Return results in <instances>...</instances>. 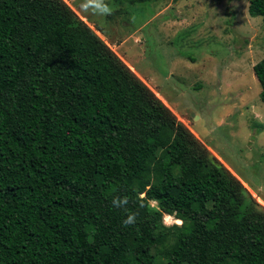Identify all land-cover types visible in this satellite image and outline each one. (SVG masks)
I'll list each match as a JSON object with an SVG mask.
<instances>
[{"label":"trees","instance_id":"16d2710c","mask_svg":"<svg viewBox=\"0 0 264 264\" xmlns=\"http://www.w3.org/2000/svg\"><path fill=\"white\" fill-rule=\"evenodd\" d=\"M84 15L0 0V264H264V205Z\"/></svg>","mask_w":264,"mask_h":264},{"label":"rangeland","instance_id":"374dc122","mask_svg":"<svg viewBox=\"0 0 264 264\" xmlns=\"http://www.w3.org/2000/svg\"><path fill=\"white\" fill-rule=\"evenodd\" d=\"M65 1L96 18L107 34L90 26L264 205V102L253 69L264 57V22L249 1L160 0L114 16L128 4L104 0L101 14Z\"/></svg>","mask_w":264,"mask_h":264},{"label":"clouds","instance_id":"9594fccd","mask_svg":"<svg viewBox=\"0 0 264 264\" xmlns=\"http://www.w3.org/2000/svg\"><path fill=\"white\" fill-rule=\"evenodd\" d=\"M82 7L87 10L89 8H92L94 9L96 12L98 13H108L109 12V9L107 7V5L104 3V0H85L84 4L82 5ZM191 128V127H190ZM194 132V131H193ZM195 133V132H194ZM197 135V134H196ZM113 204L115 206H118V207H121L123 205H126L127 204V199H114L113 200ZM136 221V217H135V214H129L126 219L123 221V224L125 226H128V225H131V224H134ZM183 224V221L182 220H179L177 219L176 221V225L177 226H182ZM164 226L166 227H171V222L170 221H167L165 220L164 222Z\"/></svg>","mask_w":264,"mask_h":264},{"label":"crops","instance_id":"0c3cea01","mask_svg":"<svg viewBox=\"0 0 264 264\" xmlns=\"http://www.w3.org/2000/svg\"><path fill=\"white\" fill-rule=\"evenodd\" d=\"M176 112V111H175ZM191 129L193 130V128L191 127ZM194 131V130H193ZM197 133V132H196ZM198 134V133H197ZM199 136V135H198ZM245 184V183H244Z\"/></svg>","mask_w":264,"mask_h":264},{"label":"water","instance_id":"95a60500","mask_svg":"<svg viewBox=\"0 0 264 264\" xmlns=\"http://www.w3.org/2000/svg\"><path fill=\"white\" fill-rule=\"evenodd\" d=\"M195 116V115H194Z\"/></svg>","mask_w":264,"mask_h":264}]
</instances>
